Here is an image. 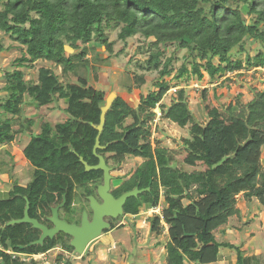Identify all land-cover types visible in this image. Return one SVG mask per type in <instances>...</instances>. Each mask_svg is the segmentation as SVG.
<instances>
[{
	"label": "trees",
	"instance_id": "1",
	"mask_svg": "<svg viewBox=\"0 0 264 264\" xmlns=\"http://www.w3.org/2000/svg\"><path fill=\"white\" fill-rule=\"evenodd\" d=\"M241 5L248 11L250 25L243 19ZM2 6L0 31L24 48L16 60L17 68H32L37 61H45L60 67L62 74L77 75L80 66L88 64L90 49L95 52L93 47H85L93 39L100 41L107 53H113L104 29L118 30L121 41L137 35L148 40V57L139 67L143 72L157 73L153 90L140 95L135 108L115 96L99 137L103 149L96 152L106 163L110 159L117 166L128 157L142 159L116 190L119 194L134 188L145 190L127 199L124 213L135 216L140 208H157L163 197L161 215L149 218L148 224L149 232L157 236L162 234V225L167 227L165 264H213L221 249L235 251L234 264H261L260 256H245L238 246L218 242L214 232L240 214L236 207L240 194L246 201L256 200L264 211V90L255 92L246 104H229L224 112L207 108L205 124L193 121L184 89L176 92L169 106L160 102L170 89L163 78L173 71L172 58H164L162 46L166 44L187 50L192 57L191 71L181 66L175 79L191 73L202 80L205 73L212 82L243 68H263L264 0H5ZM247 40L261 45L262 51L253 57L246 55L244 63L232 61L230 53L243 52ZM79 45L83 48L76 54ZM3 51L0 45V53ZM4 79L0 148L25 130V126L13 129L25 94L39 107L64 100L68 119L53 127L44 123L22 149L32 176L26 186L12 184L7 197H0V264H23L21 255L37 256L57 247L74 252L64 234L34 245L38 233L30 225L7 224L23 218L27 202L29 217L39 222L63 197L65 211L69 210L73 199H78L75 190L82 197L92 192L88 184L101 182L102 172H86L80 159L89 166L98 163L93 154L98 134L95 127L106 95L81 76L76 84H64L45 67L39 68L35 83L25 81L21 70L6 72ZM134 79L137 89L145 84L143 74ZM155 108L179 128L190 125V137L183 141L187 152L184 161L189 166L201 164L204 170L177 169L170 164L168 149L152 147L150 122ZM127 119H131L129 125H125ZM26 124L31 126L33 121ZM3 173L1 167L0 175ZM184 200L188 204L184 205Z\"/></svg>",
	"mask_w": 264,
	"mask_h": 264
},
{
	"label": "rangeland",
	"instance_id": "2",
	"mask_svg": "<svg viewBox=\"0 0 264 264\" xmlns=\"http://www.w3.org/2000/svg\"><path fill=\"white\" fill-rule=\"evenodd\" d=\"M4 1L0 0V10H2ZM240 10L244 21L250 25L251 21L246 7L241 5ZM104 33L107 36V41L112 43L113 53H107L100 45V41L93 39L85 47L88 50L93 47L95 52L92 53L90 49L86 55L88 64L80 66L77 75H75L72 72L62 74L60 67H55L54 64L45 61H37L32 68H17L16 60L22 56L24 48L0 31V45L4 49L0 53V102L6 97L2 89L6 83L4 79L6 72L21 70L25 81L35 83L39 68L45 67L51 68L58 76L59 81L64 84H76L78 76L84 77L93 88L103 91L106 98L110 94H115L135 108L139 96L152 91V85L158 78L157 73L143 72L139 67L148 57L149 41L139 35L121 41L117 38L118 30L116 29H104ZM82 48L83 45H79V49L75 53H80ZM162 49L164 58H172L171 68L173 71L170 76L163 78V81L169 83L170 89L160 103L169 106L176 98V92L184 89L193 121L196 123H206L208 120L207 108L215 107L224 112L229 104H235L238 101L241 104H246L252 100L255 92L264 90V67L243 68L240 71L227 73L223 77H217L212 82L205 73L202 80H198L191 73L187 77L175 79L173 76L178 73L181 66H186L188 71H191L192 57L189 51L178 49L174 44H166L162 46ZM261 51V45L247 40L243 52L233 50L230 56L232 61L241 60L244 63L246 55L253 57ZM70 53L74 54L73 51ZM217 63V59H214V64ZM142 74L145 76V84L137 89L134 85V77ZM65 107L64 100L39 107L32 102L27 94L24 95L21 113L14 118L13 129L16 131L21 126H25V130L23 133L15 134L12 143L0 148V169L2 167L5 171L0 175L1 198L7 197V192L12 184L25 186L30 180L32 167L24 158L22 149L32 136L40 133L41 125L44 123H49L52 127L64 123L68 119L64 113ZM154 113L155 117L150 122L152 147L158 145L168 149L170 164L177 169L184 172L204 170L205 167L201 164L189 166L184 161L187 152L184 149L183 141L190 137V125L179 128L164 119L158 108L154 109ZM29 120L33 121V125L27 126L26 122ZM130 123L131 119H127L125 125ZM109 162L114 167L111 174L114 177L113 184L117 186L132 174L142 163V159L128 157L119 166L114 165L111 160ZM261 166L264 172V147L261 154ZM183 204L186 205L188 202L184 200ZM164 207L163 197H160L157 208L146 210L140 208L137 215L120 218L115 222V228L91 242L83 255L57 248L44 256L21 255L20 258L23 264H66V262L69 264H165L164 244L168 237L167 227L162 225V234L157 236L149 232L148 224V219L155 215H161V210ZM236 207L240 214L231 217L226 225L217 229L214 232L215 238L218 242L238 246L245 256H260L261 264H264V211L256 200L246 201L242 194L236 196ZM220 251L231 259L224 264L234 263L236 254L234 250L221 249ZM58 258H60L59 261Z\"/></svg>",
	"mask_w": 264,
	"mask_h": 264
},
{
	"label": "water",
	"instance_id": "3",
	"mask_svg": "<svg viewBox=\"0 0 264 264\" xmlns=\"http://www.w3.org/2000/svg\"><path fill=\"white\" fill-rule=\"evenodd\" d=\"M65 50L70 52L72 49L70 47H65ZM115 98V94H110L105 101V105L101 110L100 122L95 130L97 131V137L95 139V145L93 147V154L97 156L98 163L95 166H89L82 159L80 162L83 164L86 172L90 171H101L102 172V183L97 187V195L102 200V204L98 205L93 197H89L90 207L93 211V217L91 221H88L86 213L84 212L81 218L80 226L73 224H68L58 217V211L65 205L66 201H63L60 205L51 208V215L47 218V221L52 224L51 229H47L45 226L39 224L35 219H31L28 216L29 203H26L23 218L19 220H12L7 225L15 224H29L33 229L41 230L42 234L40 238L34 243L35 245H42L46 238L53 239L54 235L58 233H63L71 237L70 246L73 248L74 252L78 255H83L87 246L98 239L103 231L110 229V224L103 220L104 217H111L113 219L122 215V207L125 205L127 199L131 197H137L139 194L143 193L145 190H139L134 188L122 194L118 199H114L110 193V182L112 180V170L105 163V159L102 156L96 154L97 150L103 149L99 145V137L103 131L105 116L109 110L112 102ZM147 190V189H146Z\"/></svg>",
	"mask_w": 264,
	"mask_h": 264
},
{
	"label": "flooded vegetation",
	"instance_id": "4",
	"mask_svg": "<svg viewBox=\"0 0 264 264\" xmlns=\"http://www.w3.org/2000/svg\"><path fill=\"white\" fill-rule=\"evenodd\" d=\"M110 159H108L107 160V166H109L110 168H111V170H112V172H113V169H114V167L113 166H111V164H110ZM112 175V174H111ZM32 176V175H31ZM130 177V175L129 176H127L120 184H118L117 186H114V184H113V181H114V177L112 176V180H111V182H110V190H109V193H110V195L116 200V199H118L122 194H124V193H126V192H122V193H117L116 192V190L118 189V187L125 181V180H127L128 178ZM31 179V178H30ZM30 181V180H29ZM29 181L27 182V184L29 183ZM102 183V178H101V182L99 183V184H97V185H94L93 183H90V184H88V187L89 188H91L92 189V192L90 193V194H88V193H86L84 196H82V197H80V195H79V190H75L74 192L76 193V195H77V197L80 199V202H79V200L77 199V200H75V199H73V201H72V203H71V205H70V207H69V210H66L65 211V205L58 211V217H59V219L60 220H62V221H64V222H66V223H68V224H73V225H76V226H80V224H81V218H82V215H83V213L85 212L86 213V217H87V219H88V221H91L92 220V217H93V211H92V209H91V207H90V202H89V197H93L94 199H95V201L97 202V204L98 205H101L102 204V200L99 198V196L97 195V187L100 185ZM14 184H16V183H14ZM26 184V185H27ZM18 185V184H17ZM25 185V186H26ZM128 192V191H127ZM63 198H65V197H63ZM62 201H63V199H62ZM62 203V202H61ZM61 203H59V204H56L54 207H56V206H58V205H60ZM80 203V204H79ZM66 204V203H65ZM76 204H78V205H76ZM67 213L69 214V215H67ZM50 215H51V213H50ZM50 215H47L46 216V218H45V220H42V221H38L39 222V224H41V225H43V226H45L47 229H51L52 228V224L50 223V222H48L47 221V218L50 216ZM29 216V215H28ZM68 216V217H67ZM128 215L127 214H125L124 213V206L122 207V215H120V216H118L117 218H115V219H113V218H111V217H104L103 218V220L105 221V222H107V223H109L110 224V229L109 230H107V231H103V233L102 234H104V233H107L108 231H110V230H112L113 228H115V222L117 221V220H119L120 218H123V217H127ZM30 218V217H29ZM31 219H33V218H31ZM36 220V219H35ZM29 225V224H28ZM31 226V225H30ZM31 228H32V226H31ZM33 229V228H32ZM33 230H35V231H37V233H38V239L40 238V236H41V234H42V232H41V230H39V229H33ZM59 234H63V233H58V234H56V235H54V237H56V236H58ZM53 237V238H54ZM37 239V240H38ZM46 239H48V238H46ZM45 239V240H46ZM64 239L66 240V241H68V243L70 244V241H71V237H69L68 235H65L64 234ZM36 242V241H35ZM34 242V243H35ZM33 243V244H34ZM35 245V244H34ZM58 248V247H57ZM57 248H55V249H57ZM54 250V249H53ZM51 251V250H50Z\"/></svg>",
	"mask_w": 264,
	"mask_h": 264
},
{
	"label": "crops",
	"instance_id": "5",
	"mask_svg": "<svg viewBox=\"0 0 264 264\" xmlns=\"http://www.w3.org/2000/svg\"><path fill=\"white\" fill-rule=\"evenodd\" d=\"M229 261H231V259L228 258V256L226 257V255H223L220 251L218 261L216 263H213V264H224L225 262H229ZM228 264H230V263H228ZM231 264H234V263H231Z\"/></svg>",
	"mask_w": 264,
	"mask_h": 264
},
{
	"label": "built area",
	"instance_id": "6",
	"mask_svg": "<svg viewBox=\"0 0 264 264\" xmlns=\"http://www.w3.org/2000/svg\"><path fill=\"white\" fill-rule=\"evenodd\" d=\"M48 253V252H47ZM46 254V253H45ZM45 254H41V256H44ZM38 256V255H37ZM31 257H35V256H31Z\"/></svg>",
	"mask_w": 264,
	"mask_h": 264
},
{
	"label": "bare ground",
	"instance_id": "7",
	"mask_svg": "<svg viewBox=\"0 0 264 264\" xmlns=\"http://www.w3.org/2000/svg\"><path fill=\"white\" fill-rule=\"evenodd\" d=\"M156 212H158L157 210H155Z\"/></svg>",
	"mask_w": 264,
	"mask_h": 264
}]
</instances>
